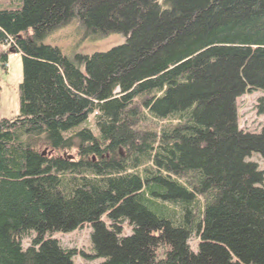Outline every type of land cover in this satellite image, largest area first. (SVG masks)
Returning <instances> with one entry per match:
<instances>
[{
	"label": "trees",
	"instance_id": "1",
	"mask_svg": "<svg viewBox=\"0 0 264 264\" xmlns=\"http://www.w3.org/2000/svg\"><path fill=\"white\" fill-rule=\"evenodd\" d=\"M72 25L123 43L44 44ZM0 47L1 67L22 61L18 114L0 118V264H264L247 161H264V123L243 131L236 110L260 92L264 117V0H0ZM83 225L92 255L50 237Z\"/></svg>",
	"mask_w": 264,
	"mask_h": 264
},
{
	"label": "rangeland",
	"instance_id": "2",
	"mask_svg": "<svg viewBox=\"0 0 264 264\" xmlns=\"http://www.w3.org/2000/svg\"><path fill=\"white\" fill-rule=\"evenodd\" d=\"M123 43L119 36L112 35L102 40L83 39L75 26L64 27L44 41L45 45L57 48L63 55L72 57L74 55H91L93 53L106 52L109 49ZM5 50V48L0 47ZM22 81V61L18 55L9 53L5 66H0V118L10 119L15 117L19 111L18 89ZM262 96L260 92L244 94L236 99V110L238 127L246 132L258 133L264 123V117L257 114V99ZM88 125L93 128V116L89 117ZM247 161L257 164L258 170L264 176V161L258 154H252ZM101 220L108 224L106 215ZM130 228L124 224L123 234L129 235ZM91 226L83 225L67 233H54L50 237L60 243L61 246L69 249H76L86 255H92L90 243ZM47 237V236H46ZM29 240L22 241V247L28 244ZM197 245V244H196ZM196 245L192 250H196ZM101 259H87L81 254L73 257L74 264H100Z\"/></svg>",
	"mask_w": 264,
	"mask_h": 264
},
{
	"label": "water",
	"instance_id": "3",
	"mask_svg": "<svg viewBox=\"0 0 264 264\" xmlns=\"http://www.w3.org/2000/svg\"><path fill=\"white\" fill-rule=\"evenodd\" d=\"M10 53H13L14 54V51H10Z\"/></svg>",
	"mask_w": 264,
	"mask_h": 264
}]
</instances>
